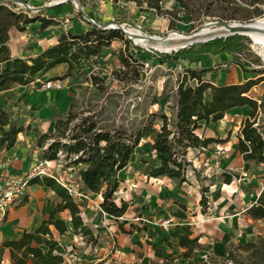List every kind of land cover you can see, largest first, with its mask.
<instances>
[{
    "label": "crops",
    "instance_id": "1",
    "mask_svg": "<svg viewBox=\"0 0 264 264\" xmlns=\"http://www.w3.org/2000/svg\"><path fill=\"white\" fill-rule=\"evenodd\" d=\"M17 1L41 9L39 14L33 16L27 14L28 17L40 16L53 21V24L43 30L40 29L38 21L25 25L24 31L21 32L14 27L10 28L7 32L6 47L12 59L27 60L36 57L56 46L63 33L76 35L86 33L91 26L87 19H92L99 24L109 22L127 24L144 31V26L118 19L119 9L127 8L130 13L137 12L133 2L119 0H69L63 3L60 2L62 0ZM164 25L167 28L168 21L164 22ZM122 42L113 40L108 48L112 49L114 54H118ZM106 50L108 51H104L101 55L103 59H107L110 55L109 49ZM148 59L146 64H155L154 59ZM165 62L167 63L168 60ZM186 62L187 67L191 69L207 70L203 73L202 80L212 86L242 84L250 79V73L243 72L233 63L232 55L226 52L216 55H185L177 63L172 61L174 66ZM66 71V64H58L44 73L39 72L26 85L15 83L8 90L0 91V110H4L11 121L18 120V125L23 129L17 134L11 148H0V162L9 159L11 171L25 172L35 157L42 158L43 150L52 142V139L41 141V145L38 146L40 136H53L55 122L65 119L72 112L73 104L79 94L77 86L80 84L76 82L79 78L59 80L63 84V89L59 91L40 89L44 82L59 78ZM203 100L205 103L210 101L209 92L204 93ZM167 105H169L168 102ZM174 107L175 101L169 109L166 108L167 111H164L163 114L168 119L174 114ZM249 113L248 107L234 108L225 112L222 119L216 122L199 123L200 127L195 131L199 139L224 141L210 144L204 149L208 156L220 150V154L211 163L210 169L201 170L204 179L220 178L205 192L201 190L203 182L196 177L192 165L187 168L185 181L179 183L168 177L152 178L144 175L138 169V165L133 160L135 156L132 155L127 167L118 172L120 186L112 197V201L117 206H120L121 202L127 204L124 215L116 220L103 214L100 210L103 201L102 191L100 193L85 191L87 199L77 204L79 216L83 225L92 232L95 243H87L86 237L84 239L80 234L73 233L70 213L67 210L56 215L57 219L65 223L66 232L59 235L50 227L54 239L65 248V251L76 250L82 255V260L78 264H164L170 259L172 264H203L211 255L223 256L230 245L253 242L257 237L264 236V223L252 219L248 214L249 209L245 210L247 205L252 206L256 202L264 190V179L255 180L254 176L248 179L246 173H239V171L247 170L249 166L264 171V166L243 161L237 150L238 133L235 135L232 132L235 137L227 139L231 127L238 130ZM148 114L152 115V105ZM136 117L135 111L132 114V120L135 121ZM128 120L131 121V114ZM148 138H145L144 143L150 142ZM139 146V150L145 148H139ZM187 155L188 158L192 157L191 152H187ZM203 157L201 155L198 158L201 160ZM82 167L80 163L71 165L74 173ZM67 168L63 165L57 170L66 174ZM223 174L231 175L230 183H224ZM202 198L203 202H201ZM56 202V195L49 187L30 183L27 188V197L22 204L11 208L0 223V247L4 241L17 239L22 233L31 232L37 228L40 222L46 220L52 213ZM167 217L175 218L177 225L169 230L156 225L158 220ZM182 226L189 227L190 238H196L201 246V249L195 250L192 257L188 259L178 257L184 249L179 246L176 238L171 237V233L180 230ZM99 229L101 231L98 232ZM103 235L106 241L101 242ZM104 247H108V250H102ZM94 248L99 252L95 253ZM0 264H10L7 249L0 255Z\"/></svg>",
    "mask_w": 264,
    "mask_h": 264
},
{
    "label": "trees",
    "instance_id": "2",
    "mask_svg": "<svg viewBox=\"0 0 264 264\" xmlns=\"http://www.w3.org/2000/svg\"><path fill=\"white\" fill-rule=\"evenodd\" d=\"M124 1L133 2L142 12L147 13L146 19L150 16L168 19L169 29H173L182 17L188 19L191 28L201 24L206 17H216L220 6L225 2L231 5L230 11L227 12V18L221 20L247 22L264 14V0H201V7L196 10L192 6L193 0H173L175 5L166 9L162 6L165 0ZM244 5L247 10H240ZM36 21L40 22L41 30L53 24V21L40 16L28 17L22 11H14L7 3L0 1V91L8 90L15 83L26 85L39 72L44 73L58 64H66L67 71L63 76L51 79L52 81L80 78L89 69L91 59L101 56L111 41H123V36L119 31L100 30L90 26L84 34L63 33L56 46L34 58L27 60L10 58L6 47L8 30L14 27L21 32L24 31L25 25ZM209 44L216 47L210 52L213 55L226 52L232 55L233 63L238 65L243 72L256 73L247 69L235 57L234 49L226 48L221 41H211ZM124 46V50L118 53V60L123 67L129 65L127 58L133 59L135 63H145L149 60L141 58L145 54L140 48L131 46L128 42H124ZM189 50L174 54L171 59L166 56L165 59L177 63L185 55L192 53L199 55L200 53ZM179 64L183 66L184 75L179 77L182 80L175 94V111L170 119L164 114L158 116V130L153 127V124H149L138 129L132 136H125L118 131H96L95 125L89 124L87 120L70 130L68 126L75 120V117L69 114L65 119L55 122V136L42 135L37 142L40 146L41 141L52 139V142L43 150V159L55 160L61 152L68 163L65 166L82 164L83 167L76 173L82 190L92 193L102 191L103 201L100 210L116 220L121 218L127 210L126 203L121 202L120 206H117L112 201L114 193L120 186L117 175L127 167L132 155L135 156V163L144 175L152 178L168 177L181 183L185 181L187 168L190 165L185 157L188 149H205L210 144L224 142L199 139L195 135V131L200 127L199 123L202 121L216 122L222 119L228 110L242 107L250 109L237 135V150L243 161L254 163L256 166H264V134L257 124L259 111L264 110V100L258 103L249 96L251 89L264 81V77L249 79L242 84L212 86L202 80V75L207 70H194L187 67L185 63ZM187 81L193 83L186 85ZM205 92L210 94V101L206 103L203 100ZM67 129L72 132L68 138L70 142L63 143L60 137H64V131ZM22 131L18 120L11 121L9 115L4 110H0V148H11L16 141L17 134ZM148 137H152V140L142 145L149 152L146 154L139 150L138 146L142 139ZM72 155H77L76 160L68 162ZM231 179L230 174H223L224 183H230ZM30 183L49 187L55 193L57 202L49 217L42 220L33 231L24 232L17 239L4 241L0 247V255L7 249L10 264H62L65 248L54 239L50 227L59 235L66 232L65 223L56 218L58 213L65 210L70 213L73 233L80 234L84 239L86 237L87 243H95L92 232L81 222L78 205L72 201L65 189L47 177L34 178ZM203 201L202 198L201 202ZM248 214L252 219L264 223V190L249 208ZM180 217L183 218V216ZM190 236L188 226H182L180 230L171 233V237L176 238L179 246L184 249V252L178 256L179 258H191L195 250L201 249L197 239L190 238ZM164 264H172V259ZM203 264H264V236L257 237L253 242L230 245L223 256L211 255Z\"/></svg>",
    "mask_w": 264,
    "mask_h": 264
},
{
    "label": "rangeland",
    "instance_id": "3",
    "mask_svg": "<svg viewBox=\"0 0 264 264\" xmlns=\"http://www.w3.org/2000/svg\"><path fill=\"white\" fill-rule=\"evenodd\" d=\"M0 1H4L11 8L13 7L6 0ZM119 1L123 2L124 0ZM201 3V0H193L192 6L196 10L201 7ZM174 5L175 3L173 0H165L162 6L166 9L173 7ZM230 6V4L225 2L220 6V11L217 13L216 17H206L201 24H197L193 28H191V24L186 17H182V20L178 22L173 29L166 28L164 22L168 21V19L150 16L146 20L147 13L142 12L138 7L136 13H130L127 8L119 9L118 19L128 21L137 26H144V31L142 32L147 35L164 37L170 31L189 34L208 21L240 23V20H221L222 18H227V12L230 11ZM19 9L25 12V14H30L31 16L39 14L30 13L22 8ZM243 9L247 10L245 5L240 8V10ZM260 19L264 20V14L247 22H253ZM228 35H231V33H221L216 37L218 39L213 41H221L223 43L222 45L226 48L235 50V57L247 69L256 72L250 73V79L255 80L264 77V60L259 55L261 51V48H259L260 46L255 45L248 37L239 35L226 37ZM122 36L123 42L121 43V50L124 49V42H128L131 46L140 48L139 46H135L132 41L128 40L123 34ZM210 42L196 43L178 51L177 53L172 52L169 54L157 52L152 49L146 50L140 48L143 51V54H145L143 56L141 55L142 58L154 59L156 61L155 64H144L142 62L135 63L133 59L127 58L129 62L127 67H123L120 64L118 54H114L113 50L108 47L105 48V51H108L106 49H109L110 52L108 58L103 59L102 56L92 58L89 69L76 80V82L80 84L77 86L79 94L73 104L72 112L70 113L75 117V120L69 124L68 129H73L74 126L81 124L84 120H87L89 124H94L96 131H118L125 134V136H132L138 129L149 124H153V127L158 129V116L163 114L164 111H167L166 108L169 109L172 106L175 101L174 99L178 85L180 80H182V78L178 77L176 66L173 65L172 61L170 62L168 59H165L166 56H169L171 59L174 54L189 49L191 52H200L199 55L212 54L210 52L215 50L216 47L210 45ZM124 55L126 56L127 54L124 52ZM191 55H193V53ZM158 60L160 62H157ZM166 60H168L167 63L165 62ZM185 65L187 66L188 63L186 62ZM192 83L193 82L187 81L186 85ZM249 96L257 100L258 103L260 100H264V81L255 85L249 92ZM167 102L169 105H167ZM151 105L152 115L148 114ZM135 111L137 117L135 121H133L132 114ZM129 114H131V121L128 120ZM257 124L264 134V110L259 111ZM68 129L64 131V137H60V140L63 143L70 142L68 138L71 136L72 132H69ZM239 129L240 127L238 130H234L231 127V130L228 133V135H230L227 139L234 138L235 136L232 132L236 135ZM148 140L151 141L152 138L149 137ZM144 142L145 139H142L139 148L143 147L142 145ZM142 151L149 154L148 150L145 148ZM133 160L135 162V157ZM67 164L68 163L64 159V165ZM243 172L248 175V179H251L252 176H254L255 180L264 179V171L254 166H249L247 170L239 171V173ZM195 175H197L203 182L201 186L202 191L208 190L209 186L215 185L220 179L218 177H215L212 180L204 179L200 169L195 170ZM102 230H104L103 227ZM103 237L104 238L101 242L106 241L105 235H103Z\"/></svg>",
    "mask_w": 264,
    "mask_h": 264
},
{
    "label": "built area",
    "instance_id": "4",
    "mask_svg": "<svg viewBox=\"0 0 264 264\" xmlns=\"http://www.w3.org/2000/svg\"><path fill=\"white\" fill-rule=\"evenodd\" d=\"M13 7L14 11H21L19 8L25 9L20 3H12L8 0ZM28 5V4H27ZM29 6V5H28ZM31 7V6H29ZM34 8V7H31ZM35 9V8H34ZM23 12V11H22ZM30 13H39L40 11H29ZM25 13V12H24ZM176 72L178 77H183L184 69L181 64L176 65ZM41 90H62L63 84L59 80H49L44 82ZM188 153H192V157L188 158L186 156L187 162L194 167L195 170L208 171L211 167V163L220 154V150H217L215 154L208 156L205 154L204 148L201 149H188ZM204 156L203 159L199 160L198 157ZM77 155L70 156L68 162L76 160ZM65 156L61 152L58 153L57 159L48 161L46 159L35 157L32 164L25 172H15L9 169L10 160L6 159L0 162V223L6 216L7 212L24 201L27 197V188L30 182L34 178L47 177L53 179L57 184H59L68 196L72 199L75 204H79L87 199L86 192L82 190V185L79 177L73 172L71 167H68L67 173L62 174L57 170L58 167H63ZM251 205H247L245 210L249 209ZM157 226L164 230H169L170 228L177 225V221L173 217H167L163 220H158ZM110 249V248H109ZM102 250H108V247L102 248ZM93 251L99 252L98 249L94 248ZM82 260V255L76 251H65L63 255V264H78Z\"/></svg>",
    "mask_w": 264,
    "mask_h": 264
},
{
    "label": "bare ground",
    "instance_id": "5",
    "mask_svg": "<svg viewBox=\"0 0 264 264\" xmlns=\"http://www.w3.org/2000/svg\"><path fill=\"white\" fill-rule=\"evenodd\" d=\"M234 32L243 33L246 37L250 38L255 45L260 46L259 48H261V51L259 55L264 60V20L263 19L257 20L256 25H249L246 28L243 27L239 28L237 24L208 21L203 23V25L196 28L189 34L170 31L167 33V36L172 40L184 41V44H189L193 41H199V40L202 41V39H208V38L215 39L221 33L230 34ZM128 38H130L138 46L149 48V46L138 37H135L133 35H128ZM154 48L162 52L164 51H168V53L171 52L170 51L171 49L168 47L155 46Z\"/></svg>",
    "mask_w": 264,
    "mask_h": 264
},
{
    "label": "water",
    "instance_id": "6",
    "mask_svg": "<svg viewBox=\"0 0 264 264\" xmlns=\"http://www.w3.org/2000/svg\"><path fill=\"white\" fill-rule=\"evenodd\" d=\"M8 1H10L12 3H20L24 8H26L29 11H36V10L37 11H41L40 8H35V9L31 8L26 3H22V2H19L17 0H8ZM66 1H69V0H62L60 2L63 3V2H66ZM71 1H73V0H71ZM80 12L82 13L81 9H80ZM87 21L90 23L91 26L97 27L100 30H116V31H119L121 34H123L125 37H127V39L130 40V41H132V40L130 38H128V35H133L135 37H138L141 40H143L149 46V48H144V47L139 46L140 48H143V49H146V50L152 49L154 51L161 52V53H166V54L168 53V51L162 52V51L156 50L154 47L155 46L156 47L157 46H159V47H168V48L171 49L170 53H172V52L177 53L178 51L183 50V49H185V48H187L189 46H192V45H194L196 43H206V42H210V41L215 40L214 38H208V39H202V41L199 40V41H193V42H191L189 44H184V41L172 40L171 38H169L167 36V34L164 37L147 35V34L143 33L141 30H139L137 28H134V27H132L130 25H127V24H118V23H113V22L99 24V23H96L92 19H87ZM256 23H257V21L245 22V23L231 22L230 24H237L239 26V28H242V27L246 28L249 25H256ZM234 35L245 36L241 32L231 33L230 36H234ZM226 37H228V36H226ZM219 38H221V37H219ZM132 43L135 46H138L133 41H132Z\"/></svg>",
    "mask_w": 264,
    "mask_h": 264
}]
</instances>
